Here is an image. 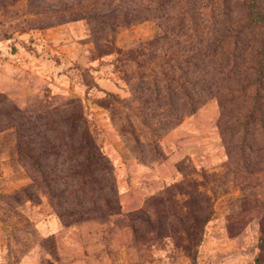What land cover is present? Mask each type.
<instances>
[{
    "label": "rangeland",
    "instance_id": "obj_1",
    "mask_svg": "<svg viewBox=\"0 0 264 264\" xmlns=\"http://www.w3.org/2000/svg\"><path fill=\"white\" fill-rule=\"evenodd\" d=\"M257 15L264 0H0V94L21 111L0 104V264H264Z\"/></svg>",
    "mask_w": 264,
    "mask_h": 264
},
{
    "label": "trees",
    "instance_id": "obj_2",
    "mask_svg": "<svg viewBox=\"0 0 264 264\" xmlns=\"http://www.w3.org/2000/svg\"><path fill=\"white\" fill-rule=\"evenodd\" d=\"M250 4L255 5L256 3L253 1V2H250ZM256 17H257V19H261L264 21L263 17H260L259 15H257ZM3 102L5 103V97L0 94V104L3 105V107L5 108L4 113L14 114L15 116H16V114L21 113V111L17 107L11 106L7 103L4 104ZM77 118H81V117H77L76 115L71 113L69 116L65 117L64 121L66 120V121H72L73 122V120L77 119ZM79 121H81V119H79ZM83 123H84V125L82 126L81 135H80L81 146H83V148H84L82 164L84 165V163H85V165L87 166L88 163H91L94 161L96 162L97 156H96V153L93 149V145L91 143V138L89 136L85 122L83 121ZM17 150L19 153L25 154L28 157H31V155L29 154V147L27 145L18 143Z\"/></svg>",
    "mask_w": 264,
    "mask_h": 264
}]
</instances>
